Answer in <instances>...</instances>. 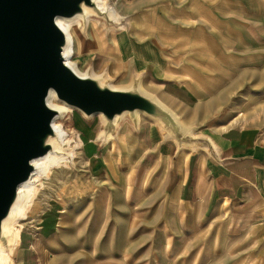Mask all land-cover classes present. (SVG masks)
I'll return each mask as SVG.
<instances>
[{
	"label": "crops",
	"instance_id": "crops-1",
	"mask_svg": "<svg viewBox=\"0 0 264 264\" xmlns=\"http://www.w3.org/2000/svg\"><path fill=\"white\" fill-rule=\"evenodd\" d=\"M111 3L121 28L88 40L106 48L89 54L122 86L139 80L196 142L142 114L104 141L100 118L79 113L86 140L71 112L93 175L110 181L100 171L121 164L110 177L123 189L64 217L50 249L64 255L73 229L90 264H264V0Z\"/></svg>",
	"mask_w": 264,
	"mask_h": 264
},
{
	"label": "water",
	"instance_id": "water-1",
	"mask_svg": "<svg viewBox=\"0 0 264 264\" xmlns=\"http://www.w3.org/2000/svg\"><path fill=\"white\" fill-rule=\"evenodd\" d=\"M87 11L121 28L95 0H0V240L20 187L31 182L34 162L54 152V121L69 116L49 105L52 93L87 120L98 116L104 141L126 119L135 124L142 114L179 144L196 142L139 80L114 88L106 74L81 76L66 63L68 39L58 21L81 17L86 25Z\"/></svg>",
	"mask_w": 264,
	"mask_h": 264
},
{
	"label": "rangeland",
	"instance_id": "rangeland-1",
	"mask_svg": "<svg viewBox=\"0 0 264 264\" xmlns=\"http://www.w3.org/2000/svg\"><path fill=\"white\" fill-rule=\"evenodd\" d=\"M106 2L110 7H114L111 0H106ZM91 20L89 24L85 22L87 26L80 21L74 28L76 46L73 61L78 64L82 72L92 69L98 75L106 74L115 87L122 86V83L126 80L122 79L121 76L112 75L110 70L106 66L104 67L105 61L97 60L99 54H89V51L93 50L105 52V43L103 44V49L92 46L91 50L87 47L88 40H91V38L105 40V34L112 32V30H117L118 27L109 26L103 18L93 17ZM116 24L119 25L121 22L119 21ZM102 57L105 58V56ZM83 117L77 112L74 114L73 121L75 128L87 140L90 136V130L88 125L84 123ZM84 119L86 118L84 117ZM60 124L69 133V138L72 140V145H74H71V147L76 148L78 145L75 150L77 155L74 163L53 170L49 178L41 181L28 217L22 222L23 242L17 251L15 264H21L23 257H25L24 264H90V247L80 252L79 245L77 243L75 245L78 238H75L73 229L66 236L69 245L66 250L67 254H64L65 256H59L57 251L51 250L49 247L51 246L50 242H54V245L57 246L60 222L64 217H67L72 222L74 209L86 210L87 206L90 205L97 195L105 198V196H111L114 192L118 196L121 194L120 190L123 189V182L111 180L110 176L113 177L114 174L124 171V166L118 164L115 170L112 166H105V170L100 171L103 173L105 171L110 181L104 180L103 175L95 177L91 164L89 165L88 149L83 147L81 135L73 131L71 123L62 120ZM114 201L116 205L118 200ZM119 205H122L121 202H119ZM85 220L88 221L89 217ZM86 239L89 241V235ZM33 240L36 244H34V249H31L28 244L32 243ZM103 249L105 251L108 250V246L105 245Z\"/></svg>",
	"mask_w": 264,
	"mask_h": 264
},
{
	"label": "bare ground",
	"instance_id": "bare-ground-1",
	"mask_svg": "<svg viewBox=\"0 0 264 264\" xmlns=\"http://www.w3.org/2000/svg\"><path fill=\"white\" fill-rule=\"evenodd\" d=\"M99 9L103 14H107L108 18L113 20L114 23H119L121 17L114 7H110L106 0H95ZM93 11H87L86 23L89 24ZM81 17H77L74 20L60 19L58 21L59 26L64 30L68 39V47L65 51L66 63L73 68V70L81 75L86 76L90 74L94 77H101L93 71H81L78 64L73 61L75 56V35L74 28L80 23ZM87 26V25H86ZM114 88V85H111ZM49 105L62 113V116L73 112V109L66 106L59 101L54 93L49 98ZM62 117H59L54 121V130L57 138L54 140V152L43 159H39L34 162L36 167L33 173L31 182L27 185H22L19 189L20 199L13 208L12 214L9 219L4 223L3 227V240H0V264H15V257L17 250L20 246L21 234H22V222L28 217L31 207L38 193V187L43 179L49 178V175L53 170L60 169L68 166V164L74 163L76 157V148L71 147L72 140L69 138L68 131L60 124ZM76 144V143H75ZM70 145V147H69ZM74 146V145H72ZM80 146V145H79Z\"/></svg>",
	"mask_w": 264,
	"mask_h": 264
}]
</instances>
